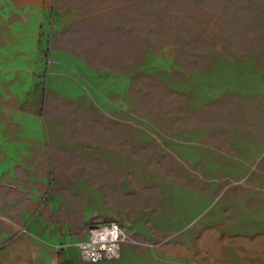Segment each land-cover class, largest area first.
Here are the masks:
<instances>
[{"label":"rangeland","instance_id":"obj_1","mask_svg":"<svg viewBox=\"0 0 264 264\" xmlns=\"http://www.w3.org/2000/svg\"><path fill=\"white\" fill-rule=\"evenodd\" d=\"M74 54L115 89L97 126H53L117 150L90 229L119 222L130 264H264V0H0V133L47 128L22 112ZM22 197L0 196V264H87L36 242Z\"/></svg>","mask_w":264,"mask_h":264},{"label":"crops","instance_id":"obj_2","mask_svg":"<svg viewBox=\"0 0 264 264\" xmlns=\"http://www.w3.org/2000/svg\"><path fill=\"white\" fill-rule=\"evenodd\" d=\"M66 58L62 66L70 72L69 76L61 82L48 81L41 91L39 108L32 113L22 112L34 126H38L36 122L47 121V128L40 124L41 128L30 131L0 133V196H23L22 201L18 200L22 204L14 203L12 207L24 214L23 225H29L36 242L52 247L86 240L91 224L102 220L96 208L99 196L96 185L101 182L104 159L115 164L118 159L117 150L104 146L95 137L101 136V129L90 130V138L83 139L53 127L67 119H83L97 126L95 122L104 119L103 106H111L110 98L115 92L111 82L103 83L97 76V67L93 68L82 56L74 54ZM76 73L91 76L81 81L73 77ZM124 92L127 99L128 86L122 84L123 96ZM57 99L64 102L57 104L64 110L55 113L51 108L47 112L50 101ZM78 108L83 112L77 114ZM105 117L112 119L110 113ZM101 264H130V244L123 247L119 260Z\"/></svg>","mask_w":264,"mask_h":264},{"label":"built area","instance_id":"obj_3","mask_svg":"<svg viewBox=\"0 0 264 264\" xmlns=\"http://www.w3.org/2000/svg\"><path fill=\"white\" fill-rule=\"evenodd\" d=\"M126 240L125 228L119 222H101L95 224L89 230L87 239L76 247L83 263L98 264L119 259Z\"/></svg>","mask_w":264,"mask_h":264}]
</instances>
